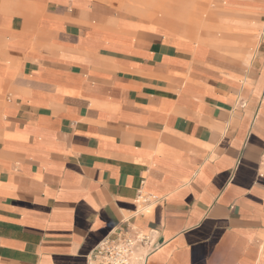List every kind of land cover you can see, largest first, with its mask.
Here are the masks:
<instances>
[{
	"label": "crops",
	"instance_id": "0c3cea01",
	"mask_svg": "<svg viewBox=\"0 0 264 264\" xmlns=\"http://www.w3.org/2000/svg\"><path fill=\"white\" fill-rule=\"evenodd\" d=\"M208 2L0 0V264H264V0Z\"/></svg>",
	"mask_w": 264,
	"mask_h": 264
},
{
	"label": "built area",
	"instance_id": "2783aa9c",
	"mask_svg": "<svg viewBox=\"0 0 264 264\" xmlns=\"http://www.w3.org/2000/svg\"><path fill=\"white\" fill-rule=\"evenodd\" d=\"M152 198L139 193L136 199L145 207ZM151 247L153 241L147 233L131 223L120 224L92 248L86 264H143Z\"/></svg>",
	"mask_w": 264,
	"mask_h": 264
},
{
	"label": "rangeland",
	"instance_id": "374dc122",
	"mask_svg": "<svg viewBox=\"0 0 264 264\" xmlns=\"http://www.w3.org/2000/svg\"><path fill=\"white\" fill-rule=\"evenodd\" d=\"M207 5L206 6H208V4H209V2H208V0H207V3H206ZM205 7V5H198V8H201V9H203ZM197 8V9H198ZM196 18H198V16H196Z\"/></svg>",
	"mask_w": 264,
	"mask_h": 264
}]
</instances>
